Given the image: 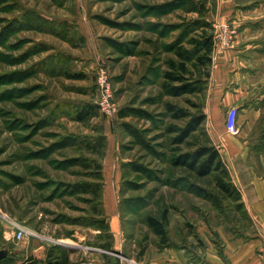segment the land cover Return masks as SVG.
<instances>
[{
	"label": "rangeland",
	"instance_id": "rangeland-1",
	"mask_svg": "<svg viewBox=\"0 0 264 264\" xmlns=\"http://www.w3.org/2000/svg\"><path fill=\"white\" fill-rule=\"evenodd\" d=\"M234 4L226 15L222 0H0V211L37 234L12 238L0 219V250H8L0 264H33L39 246L46 247L40 264H63L72 254L77 264L95 262L100 251L138 261L163 248L146 217L165 209L171 245L186 253L194 243L220 242V229H252L213 174L199 177L173 164L175 155L195 150L205 137L200 130L179 142L188 118L168 107L205 109L215 58L233 51L237 71L226 89L242 94L238 111L256 112L248 136L264 157V0ZM195 20L213 26L208 78L195 53L193 41L202 31ZM178 51L190 52L186 82L202 78L200 92L169 93L164 73L170 59L181 61ZM102 70L113 96L110 114L99 104ZM89 104L100 116L77 121V111ZM99 128L107 136L103 157L87 147ZM96 160L104 184L116 190L123 253L98 230L99 201L78 187L95 181ZM111 240L112 249L102 247Z\"/></svg>",
	"mask_w": 264,
	"mask_h": 264
},
{
	"label": "crops",
	"instance_id": "crops-1",
	"mask_svg": "<svg viewBox=\"0 0 264 264\" xmlns=\"http://www.w3.org/2000/svg\"><path fill=\"white\" fill-rule=\"evenodd\" d=\"M234 5H236L234 0H222V14L231 13ZM235 57L233 51L225 50L218 53L215 58L210 96L204 109L205 128L228 166L235 186L241 192L244 211L252 229L241 234L220 229V242L194 243L190 245L188 253L182 248L165 246L157 248V251L147 258L142 255L138 261L134 257L128 260V257L124 258L117 254L105 257L106 252L100 251L94 264H264V173L260 172L264 157L260 148L257 150L259 154L254 152L248 136L258 117L255 111L243 107L238 112V123L242 127V133L233 135L227 131L225 125L228 109L233 106L240 107L243 99L240 92L226 89L231 81V74L237 71V64L232 61ZM115 193L116 190L111 183L104 184L103 204L114 236V249L123 253L126 236L121 226ZM45 250V246L34 249L33 264L41 263ZM69 264H77L73 254Z\"/></svg>",
	"mask_w": 264,
	"mask_h": 264
},
{
	"label": "trees",
	"instance_id": "trees-1",
	"mask_svg": "<svg viewBox=\"0 0 264 264\" xmlns=\"http://www.w3.org/2000/svg\"><path fill=\"white\" fill-rule=\"evenodd\" d=\"M200 13H204L203 9H199ZM196 29H202L200 38L194 40V47L196 48L195 53L198 54L197 60L202 64L204 68L201 73L202 77L208 78L210 72L208 66L212 64V54L215 47V36L213 33L212 23L207 20H195L194 21ZM210 31V32H209ZM176 53V51H175ZM190 52H181L178 51L177 55L180 57V62H177L176 59H170L168 62L169 68L164 73L166 79V86L171 88L169 93L171 95L180 96L186 93H196L200 92L202 88V78L197 79V84L193 82H186V75L189 74L190 69L187 65V61L190 59ZM82 75V74H81ZM167 82L178 83L176 86H169ZM171 85V84H170ZM170 110L177 112L179 118H188L186 125L180 129L181 136L178 138L179 142H184L186 138L191 137L192 133L202 130L204 132V142L197 143L195 150L191 152H185L175 155L173 164L178 166H184L189 170L194 171L199 177L209 176L211 174L215 177V182L221 193L224 194V199L230 198L233 201L237 202L238 207L244 211V205L242 202V195L240 190L235 186L229 168L224 162L218 147L213 143L210 138L206 128L205 120L206 113L203 107H200L199 111L196 113H191L183 109H177L171 104H168ZM122 117H126L128 114L120 112ZM176 115V114H175ZM99 108L96 105L89 104L86 107L80 109L76 113L75 119L79 122L90 121L93 118L99 117ZM176 131V130H171ZM176 143V137L174 138ZM87 147L92 153L98 154L100 157H103L106 152L107 147V136L99 128V134L92 138L91 142H87ZM96 166V175L94 176V182H81L78 187L79 189L87 194H91L93 199L99 201L100 208L97 210L100 218L96 219V224L100 233H106L110 239H114V236L111 232L109 222L107 220L104 204H103V190H104V175H103V164L97 160L94 162ZM87 167H91L88 165ZM216 207L220 206V202H214ZM146 224L152 230V232L159 238V245L162 247L172 246L167 226L169 224V214L168 210L165 209L160 217L147 216ZM112 240L108 244H102V247L110 250L112 249ZM53 248L49 251V256H53ZM3 260V259H2ZM1 260V261H2ZM1 263V262H0ZM52 263V262H50ZM54 264H62L60 262H55ZM63 264H69V257L66 256Z\"/></svg>",
	"mask_w": 264,
	"mask_h": 264
},
{
	"label": "built area",
	"instance_id": "built-area-1",
	"mask_svg": "<svg viewBox=\"0 0 264 264\" xmlns=\"http://www.w3.org/2000/svg\"><path fill=\"white\" fill-rule=\"evenodd\" d=\"M99 85L101 91V101L99 102L101 109L110 114L114 111V105L112 103L113 96L110 84L108 82V73L106 70H102L99 76ZM238 108L230 107L226 113L225 125L228 132L233 135H240L242 133V127L238 123ZM0 219L4 222L6 231L11 235L10 237L16 239L27 238L31 236H37L36 232L27 226L11 218L7 213L0 211ZM81 264H94L92 261H84Z\"/></svg>",
	"mask_w": 264,
	"mask_h": 264
},
{
	"label": "water",
	"instance_id": "water-1",
	"mask_svg": "<svg viewBox=\"0 0 264 264\" xmlns=\"http://www.w3.org/2000/svg\"><path fill=\"white\" fill-rule=\"evenodd\" d=\"M8 255V250L7 249H1L0 250V262L2 259H4Z\"/></svg>",
	"mask_w": 264,
	"mask_h": 264
}]
</instances>
